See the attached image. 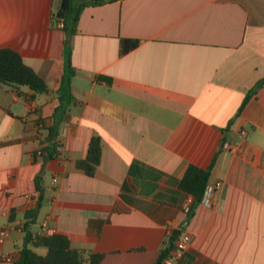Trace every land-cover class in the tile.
<instances>
[{
  "label": "crops",
  "instance_id": "crops-1",
  "mask_svg": "<svg viewBox=\"0 0 264 264\" xmlns=\"http://www.w3.org/2000/svg\"><path fill=\"white\" fill-rule=\"evenodd\" d=\"M55 1L0 0V47L47 85H0V264L19 255L37 185L29 231L64 234L85 256L102 254L98 264H156L175 249L173 231L191 236L174 264H264V0L84 7L69 40L73 100L57 154L43 161L63 73ZM121 38L140 42L120 55ZM95 135L90 176L76 161ZM211 163L207 185H220L189 216L179 180L189 164Z\"/></svg>",
  "mask_w": 264,
  "mask_h": 264
},
{
  "label": "trees",
  "instance_id": "trees-1",
  "mask_svg": "<svg viewBox=\"0 0 264 264\" xmlns=\"http://www.w3.org/2000/svg\"><path fill=\"white\" fill-rule=\"evenodd\" d=\"M116 0H56L54 11L52 14L53 24H61V30L64 33L62 46V61L63 73L60 78L59 87L57 90L59 104L54 108L52 119L53 123L48 128V139L50 144L39 151V155L43 161L53 158L57 154V131L59 125L65 120L69 107L73 100L71 93V77L75 74L76 69L71 63V44L68 40L76 33L79 16L84 7L89 5H101L106 2ZM139 40L130 38H121L119 42V54L123 55L134 49ZM262 82H258L252 92H255ZM0 85L9 86L12 88L27 87L35 93H43L47 91L45 81L36 74V72L25 62L21 54L10 48L0 47ZM248 94L246 98H248ZM243 102V103H244ZM101 158V140L99 136H92L89 141L86 156L83 159L76 161L78 168L82 169L87 175H93ZM212 163L206 168H200L189 164L180 180L179 188L193 197L189 216L192 215L194 208L201 203L205 188L208 184ZM37 199L36 206L27 210L24 214L26 218L23 224L24 237L23 246L19 250L18 257L12 264H83L85 261L88 264H98L102 254L88 253L82 250L71 248L68 237L61 233H52L48 235H33L28 227L36 219L42 205V189ZM180 232L173 231V239L175 240ZM42 246L46 248V253L40 255L31 247ZM170 247L167 246L161 250L158 261L160 264L163 259L168 256Z\"/></svg>",
  "mask_w": 264,
  "mask_h": 264
},
{
  "label": "built area",
  "instance_id": "built-area-1",
  "mask_svg": "<svg viewBox=\"0 0 264 264\" xmlns=\"http://www.w3.org/2000/svg\"><path fill=\"white\" fill-rule=\"evenodd\" d=\"M220 185L219 182H216L213 185H207L201 200L203 204H210V195L215 191ZM192 203V202H191ZM190 210V205L185 208V211L188 213ZM191 241V236L187 232H180L178 237L175 239V249L169 253V255L165 258L164 264H174L175 260L180 257L181 252L188 246ZM1 260L5 264H12L15 260L13 255L9 253L1 254Z\"/></svg>",
  "mask_w": 264,
  "mask_h": 264
},
{
  "label": "water",
  "instance_id": "water-1",
  "mask_svg": "<svg viewBox=\"0 0 264 264\" xmlns=\"http://www.w3.org/2000/svg\"><path fill=\"white\" fill-rule=\"evenodd\" d=\"M68 43H69V40H68Z\"/></svg>",
  "mask_w": 264,
  "mask_h": 264
}]
</instances>
